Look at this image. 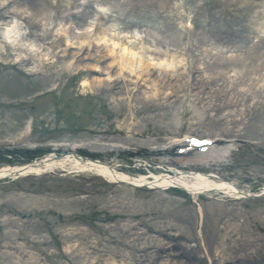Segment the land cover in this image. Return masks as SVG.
Listing matches in <instances>:
<instances>
[{
	"label": "rangeland",
	"instance_id": "rangeland-1",
	"mask_svg": "<svg viewBox=\"0 0 264 264\" xmlns=\"http://www.w3.org/2000/svg\"><path fill=\"white\" fill-rule=\"evenodd\" d=\"M49 1L54 5L58 0ZM86 1L76 0L78 4ZM107 1L94 0L92 14L74 29L81 40L66 33L70 22L56 17L52 8H47L48 19L42 16L35 21L53 43L57 36L72 43L67 50L72 57L62 70L53 72L47 64L57 56L55 44L23 39L34 45L37 56L19 62L14 60L18 52L0 48V166L21 164L49 150L50 143L75 142L87 145L79 152L97 153L116 164L136 156L154 162L156 169L161 163L187 166L184 169L188 170L194 168L189 163L200 158L176 164L164 161L154 150L184 134L219 137L223 146L209 154L217 162H204L200 170L228 179L240 189L242 198L214 193L193 198L173 189L109 184L92 174L2 180L0 264H264V141L257 133L240 130L244 98L239 97L236 107H225L217 116L233 114L235 124H223L221 129L240 130L239 137L219 136L221 122L212 118L207 100L195 96L198 88H185L190 77L201 84L220 73L225 77L222 88H229L241 72L237 67L220 70L213 61L242 54L235 47L216 46L203 36L200 41V30H196L184 0H172L162 9L144 7L143 0H137L143 11L157 14L159 19L154 29L143 18L141 24L148 27L128 31L122 30L112 12V5L122 8L126 0ZM249 1L247 44L251 46L264 41V0ZM30 14L24 2L0 0V17L16 16L24 36L30 29L24 19ZM119 51L126 58H136L122 72L103 68L96 74L93 71L100 68L84 60L106 53L112 57ZM11 62L16 64L11 66ZM83 67L89 70L88 79H117L128 88L137 85L140 92L114 94L102 92L98 85H81L86 77L80 71ZM164 76L172 81L164 83ZM252 78L264 84V69L262 77ZM44 83L48 86H42ZM220 83L217 80L208 86L215 88ZM245 83L235 85L234 91H245ZM226 90L230 96L232 91ZM207 115L210 119H205ZM20 132L26 136L23 140ZM93 142L102 146L92 149L89 145ZM123 145L134 150L116 159L119 153L115 149ZM174 243L192 248L189 253L197 259L186 262L177 248H169Z\"/></svg>",
	"mask_w": 264,
	"mask_h": 264
},
{
	"label": "bare ground",
	"instance_id": "bare-ground-1",
	"mask_svg": "<svg viewBox=\"0 0 264 264\" xmlns=\"http://www.w3.org/2000/svg\"><path fill=\"white\" fill-rule=\"evenodd\" d=\"M15 1L17 4L21 2L26 3L28 5V9L32 11V14L26 15V18L24 19L26 24L30 26V29H28L25 38L34 39L35 41H38L40 45L55 44L56 49H58L57 56L54 61L48 62L47 64L49 67H51L52 70H54L53 72H56L57 69L62 70L63 66L68 63L67 61L72 57V55L67 52V50L71 48L69 45L72 43H69L67 38H65L64 36H57L55 42L53 43L48 38L49 34L45 33V30L42 29L39 24H36L35 21L42 16L48 19L50 11H48L47 8H52L56 17L70 22L71 26L65 29L66 33H68L70 37L81 40L83 39V37L81 35H77L74 29L85 22L87 17L92 14L91 7L94 0H87L86 3L83 4H78L76 0H70L67 4H64L63 0H58L54 5L49 0ZM103 1L108 2L107 0ZM171 1L172 0H143L142 6L162 9L168 7ZM184 4L188 5V9H190L192 16L191 18L196 25V30H200V41L203 36L204 38H208V40H211L212 43L216 46L235 47L237 51H239L243 55L230 58H215V60L213 61V66L218 67V69L220 70L232 69L233 67H237L241 72L230 82L231 86H229V88H222L223 82L225 80V77L222 76L223 73H220L218 78L209 77L205 79V81H203V83L201 84H199V81H197L193 77H190L189 80L185 82V88L190 90L198 88V90L195 91V96L198 99L204 98L207 100L208 105L206 104V107L208 106L209 109L213 112L212 118H214V120L218 123L221 122V126L219 129L220 133L222 134H219V136L238 138V132L241 130L244 133H257L260 139L264 141V84H259L256 78H252L253 75L262 77V70L264 69V41L262 39L258 44H253L251 46H248L247 44L248 11L252 3L249 0H184ZM112 12L115 13L114 19L118 21L122 30L124 31H128L133 27L140 28L142 26H146L145 24H141L143 18L146 19L145 21L149 22V27L151 29H154L152 27L159 19V16L157 14L156 16L143 11V9L139 7L137 0H126L122 8H118L112 5ZM19 13H22V11H20ZM0 24L2 23L0 22ZM155 28L160 34H163L158 26H156ZM0 29V48H3V51L4 48H9L13 53L18 52V54L15 55V62L23 61L22 59L25 60L26 58L28 60L34 59V57L37 56L33 44L29 45V43L26 42V44H28L27 47L14 45L13 42L19 37L20 34H22V37L24 36L22 28H19L15 21H12V23L10 24H7V22L4 23V28ZM187 32L188 31H184V34H186ZM195 34L196 32H193V37L195 36ZM184 37L185 35H183V38ZM4 42L10 43L11 46L5 44ZM112 51H114V48L109 50L111 54ZM0 55H2V53H0ZM21 56L23 58L18 60V58ZM135 59L136 58L132 55L130 58L124 57L123 51H119L118 55L112 57L106 53L94 56L92 55L91 57L84 58V60L94 62V64H96L100 68L99 71H93L96 74H101L103 68H106L110 71L118 69L120 72H122V69L126 68L127 64H133V60ZM145 67H147V65H145ZM80 71L83 72V77L86 76L81 85H89V83L90 86L98 85L97 87H99L102 92L104 91L113 93V91H115L114 94L118 92H124L125 90H129L133 93L140 92V88L137 85L128 88L127 83L121 82V80L118 81L117 79H113L111 81H101L93 78L88 79L89 70L83 67ZM79 72H76L75 74H79ZM164 77L166 78L164 83L169 84L172 81L171 77ZM87 80L88 82H86ZM217 80H220L222 83L218 84L215 88H211L208 86L213 81ZM243 81L246 82V90L234 91L235 85L237 86ZM45 85L48 86V84L46 83L42 84V86ZM174 86L176 85L174 84ZM226 89H230L232 91L230 96L228 95V91ZM239 97L244 98V100L246 101V107L244 106L242 112H240V117L238 119V122L242 125V128L240 130H234L232 128L221 129L223 124L227 126L235 124V120L232 117L233 114L229 112L222 117H217L218 113H220V110L225 107H236ZM252 97H255L256 99L251 102L250 105L248 103V100ZM207 118L210 119L208 115L205 117V119ZM197 124L199 125V122ZM19 138L20 140H23L24 138H26V136L23 132H20ZM83 145L84 144H77L75 142L58 145L57 148L64 147L69 150V152H64L57 155L53 152L57 150L56 148L51 150L50 153L43 156L42 158L35 160L33 163H29L25 166H0V177H6V179H19L24 178L28 175L37 176L40 174H44L45 171L49 172L48 170H52L54 168L61 170V167H67L68 169L89 167L94 168L98 173L102 174L103 178L108 182L124 183V181H127L141 186V183L145 181V176L141 175L137 178L135 177L136 179L130 178L125 173L116 172L112 169H109L106 165L97 163L96 161L89 162L88 160H82L75 151L81 146L82 149L87 147V145ZM217 145L221 146L222 142H217ZM89 146L92 149H95L102 145L93 142V144ZM219 146H216V148ZM126 148L127 146L123 145V147H119L117 149L124 150ZM171 149L173 150V148H170V145H165L163 147L157 148L154 151L161 155L171 153ZM210 157V159L205 158L204 160H207L209 164H215L217 162V159L215 160L214 158H212V156ZM178 161L179 160H176L177 163ZM201 164L203 163H193V166H195V168H193L195 170L194 172L186 171L179 173H176V171L173 172L175 169L170 166V168L173 170V174H171L170 176L155 175L154 181L152 182L153 185L150 186L159 187V183H176L179 184L178 186H180L181 188L183 187L187 189L188 192L193 196V198H195L196 195L202 192L206 187H215L218 189L223 188L225 189L224 191H226L229 195L231 194L238 196L239 192L235 190V187H233L234 185L232 186L231 184L224 183L222 181L223 179H220V177L212 178L204 174L195 173L199 169V166H201ZM18 172L20 173V176H14ZM52 172L56 173L58 171L55 170ZM200 231L202 232V230ZM186 238L188 237H182L181 239ZM170 247L177 248V254H179L181 258H184L185 261L187 260L186 262L188 263H191L189 261L190 259H197V256L195 254L189 253L192 248H186L185 246H180L176 243L171 244L169 248ZM162 248H164V246H162Z\"/></svg>",
	"mask_w": 264,
	"mask_h": 264
}]
</instances>
